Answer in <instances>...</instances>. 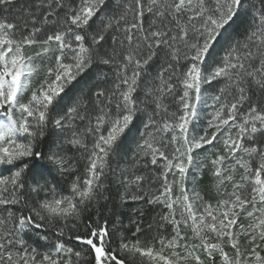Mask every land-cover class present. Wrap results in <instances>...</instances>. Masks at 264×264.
<instances>
[{"label":"snow or ice","instance_id":"snow-or-ice-1","mask_svg":"<svg viewBox=\"0 0 264 264\" xmlns=\"http://www.w3.org/2000/svg\"><path fill=\"white\" fill-rule=\"evenodd\" d=\"M0 264H264V0H0Z\"/></svg>","mask_w":264,"mask_h":264},{"label":"trees","instance_id":"trees-1","mask_svg":"<svg viewBox=\"0 0 264 264\" xmlns=\"http://www.w3.org/2000/svg\"><path fill=\"white\" fill-rule=\"evenodd\" d=\"M129 148L134 147V144H129ZM133 215V212L131 209H125L124 210V215H123V222L125 225H128L129 223V217Z\"/></svg>","mask_w":264,"mask_h":264}]
</instances>
